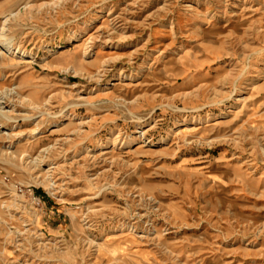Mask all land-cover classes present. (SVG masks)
Here are the masks:
<instances>
[{
    "label": "rangeland",
    "instance_id": "374dc122",
    "mask_svg": "<svg viewBox=\"0 0 264 264\" xmlns=\"http://www.w3.org/2000/svg\"><path fill=\"white\" fill-rule=\"evenodd\" d=\"M0 40V264H264V0H0Z\"/></svg>",
    "mask_w": 264,
    "mask_h": 264
},
{
    "label": "bare ground",
    "instance_id": "6f19581e",
    "mask_svg": "<svg viewBox=\"0 0 264 264\" xmlns=\"http://www.w3.org/2000/svg\"><path fill=\"white\" fill-rule=\"evenodd\" d=\"M0 48H1V51H0L1 53H4V54L9 55L11 57H16L18 59V61L29 62L30 59L34 58L31 53H26L25 51H22L21 49H16L15 47H13L10 44V42H7V41L0 40ZM9 93H11V92H9ZM9 93H6L4 96H1V98L2 99L5 98ZM6 102H7L6 100L1 101V103H6ZM0 108H2V106H0ZM114 141H116V139H114L113 142ZM132 141H134V139H132L128 143H130Z\"/></svg>",
    "mask_w": 264,
    "mask_h": 264
}]
</instances>
